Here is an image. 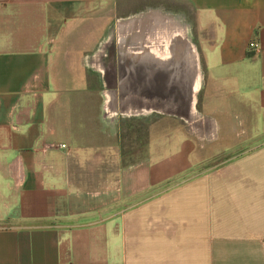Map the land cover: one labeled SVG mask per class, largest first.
Here are the masks:
<instances>
[{
	"label": "crops",
	"instance_id": "crops-1",
	"mask_svg": "<svg viewBox=\"0 0 264 264\" xmlns=\"http://www.w3.org/2000/svg\"><path fill=\"white\" fill-rule=\"evenodd\" d=\"M170 1L192 17L185 16L203 71L196 111L217 124L218 136L189 131L177 158L124 165L120 154L88 137L89 118H57L63 95L74 99L90 88L59 81L55 55L75 44L73 35L88 30L92 16L116 20L124 9L133 15L153 7L0 0V264H264V0L163 3ZM104 41L106 33L81 68ZM89 68L102 100L93 122L104 134L103 77ZM222 135L263 143L182 179L196 143Z\"/></svg>",
	"mask_w": 264,
	"mask_h": 264
},
{
	"label": "rangeland",
	"instance_id": "rangeland-1",
	"mask_svg": "<svg viewBox=\"0 0 264 264\" xmlns=\"http://www.w3.org/2000/svg\"><path fill=\"white\" fill-rule=\"evenodd\" d=\"M116 1L117 3L121 1L123 5L127 6L132 4L131 7H134L136 4L140 6L143 3V5L140 6L141 9H145L147 6L156 8L160 5H163L166 11L169 12L179 14L178 11L182 10L180 8L178 10V7L172 4L171 1L168 3H163L167 0ZM125 11L127 10L124 9L117 13V20L119 18H123L124 16H128ZM185 16L192 21V17H188L187 14H185ZM114 17L115 15H111L110 13H107L101 19L97 18V16H92L89 20L91 22L89 25L90 28L77 33L78 35H73L72 38L75 44L71 45V48L66 51L64 47H58L59 49H57L58 51L55 55L56 62L58 64L57 66L59 67L57 70L58 80L64 81V83H69L70 87L72 88L79 86L89 87L90 94H86L84 96L82 95L81 97L80 95L78 96L77 94H74V99H69L67 94L63 95L67 97V101L59 106L57 118H89L91 121V126L89 131H87L88 137L95 141L99 139L100 142H103L105 145V149L113 150L114 152L120 154V158L124 165L140 161L146 156L160 157L163 155H174L176 156L175 158H177V156H179L181 153V150L179 151V147L177 148V145L179 143L178 141L183 137V134L186 133L187 135L191 132L197 135V133L191 130L190 126L182 120H174L173 118H166L158 115L150 116L153 121L151 119L148 120L143 118L123 120L124 115L121 116L120 114L116 113H108V115L105 117V120H109L111 118L115 121L117 119V122L114 124V128L119 121V124L116 126V131H113V129L108 126L107 121L105 123L106 126H100V129H104V134L102 130L98 131L99 129H97V126L94 125L95 123L93 120L99 117L98 105L102 102L101 97L95 92V88L98 85V74L92 68L86 66L81 68L79 63L82 58L89 56L93 48H97L103 35L105 33L107 34V28H109V26L115 22ZM189 20H187V22L191 23ZM77 49H81V51L83 50L84 53L77 51ZM64 51L68 53V56L63 60L62 54ZM71 61L73 63H71ZM67 65L70 67L67 72L62 71V69H64V67ZM102 95L105 102L104 93ZM200 104L201 103H199L197 106L198 110L201 108ZM80 106L84 110L86 109L85 111L83 110L84 114L80 111ZM103 114L104 113H102V117ZM143 114L145 115L150 113ZM102 120L104 121V118ZM225 138L226 137L222 135L221 140L196 143V151L192 157L193 163H191V169L185 176H183L182 179L193 178L210 168L224 164L234 156L240 154L247 148L248 145L251 146L263 143L262 141L243 144L233 143L226 141ZM209 139H215V136H212L211 138L209 137ZM173 163H176V159Z\"/></svg>",
	"mask_w": 264,
	"mask_h": 264
},
{
	"label": "flooded vegetation",
	"instance_id": "flooded-vegetation-1",
	"mask_svg": "<svg viewBox=\"0 0 264 264\" xmlns=\"http://www.w3.org/2000/svg\"><path fill=\"white\" fill-rule=\"evenodd\" d=\"M121 37L114 28L111 40L99 54L101 70L96 68L102 74L110 109L121 116L124 112H144L185 122L181 71L171 69L170 63L181 56L178 41L166 57L144 46L140 35ZM194 109H198L197 103Z\"/></svg>",
	"mask_w": 264,
	"mask_h": 264
},
{
	"label": "bare ground",
	"instance_id": "bare-ground-1",
	"mask_svg": "<svg viewBox=\"0 0 264 264\" xmlns=\"http://www.w3.org/2000/svg\"><path fill=\"white\" fill-rule=\"evenodd\" d=\"M117 26L115 30L118 35L126 39L131 35H140L141 39L144 42V46L150 47L157 55H167L172 52V45L174 41H178L177 43L182 49L183 46L187 47L188 52L194 56V52H196V46L192 42V38L190 35V27L191 23L187 22L185 16L183 14L173 13L169 11H165L162 8H148L138 14H133L127 18H121L117 21ZM113 30L110 29L106 34V43H108L112 38ZM105 44L100 46V50L103 48ZM196 58V56H195ZM99 55H93L86 58L85 64L89 67H94L100 69L99 66ZM201 66V65H200ZM199 82H192V97L190 103V109L192 113V117L190 119H184L185 123L190 126V129L195 131L197 135L202 138H211L218 136V126L217 124L208 117H203L199 112L194 109V105L197 101V95L199 93V89L202 86V69L199 72ZM199 84V85H197ZM105 95V102L102 107V113L104 118V123H108L111 128L114 129V124L117 122V119L114 121L111 118L109 120H105L108 113L115 114V110H111L108 106V95ZM217 107V106H216ZM144 112L136 113L132 115L129 112L123 113V120H131V119H140L148 117V120L151 119L150 114H142ZM210 135V136H209Z\"/></svg>",
	"mask_w": 264,
	"mask_h": 264
},
{
	"label": "water",
	"instance_id": "water-1",
	"mask_svg": "<svg viewBox=\"0 0 264 264\" xmlns=\"http://www.w3.org/2000/svg\"><path fill=\"white\" fill-rule=\"evenodd\" d=\"M181 50V56H178L177 58H174L173 61L171 60V69L180 70L181 71V79H182V99L184 103L185 108V115L187 119H190L192 117L191 109H190V103H191V97H192V82L194 79L196 82H199V72L201 69V64L199 60V53L196 49V52H194V56H192L188 50L187 47L183 46ZM196 56V58H195ZM202 80H203V71H202ZM199 85V84H197ZM200 90V89H199ZM176 95V94H175ZM172 100V99H171Z\"/></svg>",
	"mask_w": 264,
	"mask_h": 264
},
{
	"label": "built area",
	"instance_id": "built-area-1",
	"mask_svg": "<svg viewBox=\"0 0 264 264\" xmlns=\"http://www.w3.org/2000/svg\"><path fill=\"white\" fill-rule=\"evenodd\" d=\"M249 46H250L252 49H254L255 51H257V52H258V51L260 50V48H261L259 42H257V41H253V42H251ZM58 146H59V148H66V147H67V145H64V144H62V145H58Z\"/></svg>",
	"mask_w": 264,
	"mask_h": 264
}]
</instances>
